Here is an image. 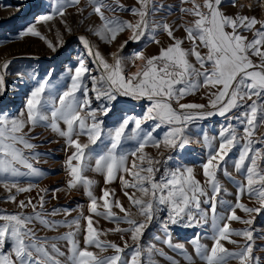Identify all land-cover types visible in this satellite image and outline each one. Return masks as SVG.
Returning a JSON list of instances; mask_svg holds the SVG:
<instances>
[{
	"label": "snow or ice",
	"instance_id": "snow-or-ice-1",
	"mask_svg": "<svg viewBox=\"0 0 264 264\" xmlns=\"http://www.w3.org/2000/svg\"><path fill=\"white\" fill-rule=\"evenodd\" d=\"M222 2L180 0V24L167 22L174 8L161 0H135L130 8L120 0H83V6L82 0H49L37 5L45 11L19 32V38L43 40L37 26L56 21L71 34L66 19L70 8L82 17L90 8L88 15H95L99 23L88 31L107 45L125 32L130 35L110 53L111 62L80 35L86 55L78 56L74 64L69 61L62 91L52 86L49 73L36 80L15 115L0 109V188L7 193L6 202L19 209H0V264H160L156 257L181 264L157 242L184 264H261L256 241L264 240V233L254 224L258 215L264 217V132L260 131L264 128V20L227 14ZM255 4L264 8V0ZM247 7L252 10L253 3ZM117 12H129L136 20L122 19ZM179 29L185 33L182 38L175 36ZM245 32L251 33V39ZM161 33L171 41L167 46L157 39ZM144 38L160 46L158 54L148 56L138 50L128 57L121 55L129 42ZM45 42L57 51L52 42ZM10 63L0 62V96L7 91ZM129 64L135 72L128 71ZM16 75L25 77L21 72ZM28 79L36 77L29 74ZM202 90L206 103L185 102ZM145 101L142 114H129L136 107L131 102ZM110 114L114 116L108 127L105 121ZM215 116L225 121L216 135L192 131V125ZM38 128L62 138L66 145L63 188L50 191L21 182L23 177L45 175L36 166L42 155L35 142L40 139ZM193 143L206 149L200 164L203 180L184 160ZM89 171L103 176L106 187L99 196L93 191L97 182L86 175ZM117 179L127 207L107 187ZM225 181L235 185L234 193ZM81 189L88 198L89 215H84L82 205L46 207L49 197L56 200L60 192L68 195ZM34 190L35 197L19 199ZM230 195L234 202L224 199ZM245 195L248 204L242 202ZM237 210L245 215H237ZM74 211L79 214L72 217ZM57 216L63 218L54 219ZM100 219L115 227L100 229L95 226ZM231 222L245 227L232 228ZM173 226L205 228V232L173 242ZM150 228L156 229L151 238L155 242L145 243ZM110 234L118 235L119 243L107 239ZM202 240H210L211 245ZM225 242L234 248H227ZM258 250L264 253V246Z\"/></svg>",
	"mask_w": 264,
	"mask_h": 264
},
{
	"label": "rangeland",
	"instance_id": "rangeland-1",
	"mask_svg": "<svg viewBox=\"0 0 264 264\" xmlns=\"http://www.w3.org/2000/svg\"><path fill=\"white\" fill-rule=\"evenodd\" d=\"M49 0H0V62L5 60L11 61L9 69L5 75L7 91L5 95L0 96V109H3L9 114L15 115L20 109L23 108V105L26 101L27 94L30 93L32 87L35 86L36 80H42L51 73V84L54 88L59 91H62L66 86V73L68 67H70L69 61L74 64L76 58L81 54L86 55V52L83 49V45L80 43L78 37L84 35L93 43V45L99 48V51L104 55L109 62H111L110 53L117 51L119 44L127 39L130 33L125 32L121 34L117 40L112 45H107L100 41L96 36L92 35L88 31L90 25H95L99 23L98 18L95 15L89 16L88 13L91 11L90 8H85L83 17L76 13L75 8L68 9L70 15L66 16L68 24L72 28V33L68 34L64 30V26L56 21L54 24H41L38 25V31L41 33L45 39H40L39 37L26 36L24 38H19V32L26 29L32 23L35 22V19L38 18L40 14L45 11L44 7H38L37 5H47ZM165 5H172L174 11L167 16V22L176 24L182 23L178 18L180 0H161ZM197 3L203 2V0H196ZM120 3L131 7L135 5V0H120ZM253 3V9L249 10L247 5ZM240 5H245L244 8H240ZM83 6V0H82ZM190 4H185L184 7H190ZM221 8L227 14L240 13L241 15L255 16L257 19L264 20V9L260 8L255 4V0H236V6H232V0H223ZM106 15H111V13H106ZM116 15L120 16L122 19L130 20L133 23L136 20V17L132 16L129 12H117ZM185 20L190 19L185 17ZM83 20V23H81ZM259 27V25H257ZM59 31L60 36L57 35ZM185 33L183 29H179L175 32L177 38L184 37ZM244 35H247L251 39V33L245 32ZM63 40V43H58L59 40ZM157 39L161 41L164 46H167L171 41L166 36V34L161 33L157 36ZM45 41L52 42L56 47L57 51L53 52L48 48ZM145 44L147 47L145 48ZM189 43L186 41L184 47H189ZM159 45L154 43H149L146 38L142 39L141 42L129 44L122 51L121 55L124 57L130 56L134 51L144 50L145 54L148 56L158 54ZM90 59V58H89ZM94 74L95 65H90ZM129 72H135L136 69L130 64L128 66ZM21 72L25 74L23 80H21L16 73ZM32 74L36 77L35 80L28 79V75ZM204 95L203 90L194 96L186 97L185 102H197V103H206L205 99L201 97ZM123 99V98H122ZM136 104L135 111L130 112L132 115H140L143 113L144 109L147 106V102H131ZM114 114H110L106 118V126H112V119ZM225 121L219 116L210 118L207 121H199L196 124L192 125V131L198 133L200 136L207 134L209 137L216 135L220 126L224 124ZM235 123V122H234ZM239 127V125H237ZM261 132H264V128L260 129ZM40 134V139L35 141L38 143L39 147L37 151L41 153L40 162L36 165L41 168L45 175L41 178H21V182L24 184L35 183L39 187H48L51 191L54 188H63L65 187L66 181V172L64 169V161L67 157L68 150L62 138L55 136L50 131H45L44 129L38 128L36 130ZM199 138L198 136H193V139ZM188 152L184 153V160L195 168L197 179L203 180V176L200 169V164L203 160V154L206 149L202 148L200 143H193L188 146ZM155 154V153H153ZM86 175L95 180L97 183L93 188L94 193L99 196L101 195V189L106 187L104 184L103 176L93 172H87ZM224 186L230 193L236 191L235 185L227 181L224 182ZM107 187L114 189L116 191V197L121 199L125 206L127 207V199L123 196L121 191V185L119 179L115 180L112 184L107 185ZM31 195L35 197L37 195L36 190L31 193L21 194L19 199H24L26 196ZM58 199L52 200L50 197L46 207L51 209L53 207L57 208H71L77 209L78 205L83 206L84 215H89L87 212L88 198L84 195L83 190L74 191L71 194L66 195L63 192L57 194ZM7 193L0 188V209H6L8 212L19 211L16 205L11 202H6ZM224 199L232 200L234 202V195L225 196ZM242 202L248 204V197L245 195L242 197ZM30 211V209L28 210ZM118 211V210H117ZM221 212L224 211L223 208L220 209ZM78 211L72 212V217L78 215ZM237 215L244 216L245 214L240 210H237ZM62 216H57L54 219H62ZM71 217H69L70 219ZM99 219V218H94ZM100 229H108L115 227L114 224L109 223L103 219L99 220V224L95 225ZM123 226V225H122ZM210 227V225H209ZM231 227L235 229H240L245 227L239 222H231ZM254 227L259 231L264 233V217L257 216V220L254 224ZM61 232L66 231V229H61ZM205 228H184L180 226H173V242H185L194 237L197 233L203 234ZM41 235H44L45 232L41 231ZM47 235H55V233L47 232ZM157 234L155 228H150L144 237V242H155L152 241V237ZM235 239H240L238 237H233ZM82 242V237L80 238ZM107 239L116 241L119 243V236L115 234H110ZM202 243L211 245L210 240H202ZM257 251L256 255L261 256V264H264V253H261L258 249L259 247L264 246V240H257ZM157 246L164 249L168 255L174 256V258L181 260V264H184V261L176 256L175 253H172L166 246L159 244ZM225 246L229 249H233L234 246L227 244ZM189 252H192L191 245H187ZM94 250V249H93ZM159 260L160 264H168L166 260L161 257H156ZM199 264V261H197ZM231 264H236L235 261H232Z\"/></svg>",
	"mask_w": 264,
	"mask_h": 264
},
{
	"label": "bare ground",
	"instance_id": "bare-ground-1",
	"mask_svg": "<svg viewBox=\"0 0 264 264\" xmlns=\"http://www.w3.org/2000/svg\"><path fill=\"white\" fill-rule=\"evenodd\" d=\"M264 9V8H263ZM136 69V68H135Z\"/></svg>",
	"mask_w": 264,
	"mask_h": 264
}]
</instances>
